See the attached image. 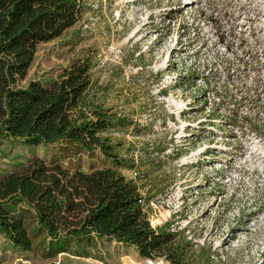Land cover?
Returning <instances> with one entry per match:
<instances>
[{
    "label": "rangeland",
    "instance_id": "rangeland-1",
    "mask_svg": "<svg viewBox=\"0 0 264 264\" xmlns=\"http://www.w3.org/2000/svg\"><path fill=\"white\" fill-rule=\"evenodd\" d=\"M85 56L91 97L132 121L103 135L129 160L121 172L151 225L172 232L191 264H264V0H86L18 85H47ZM0 144V178L34 156L71 171L115 166L99 150ZM35 227L27 252L0 232V264L145 260L97 236L42 246Z\"/></svg>",
    "mask_w": 264,
    "mask_h": 264
},
{
    "label": "trees",
    "instance_id": "trees-1",
    "mask_svg": "<svg viewBox=\"0 0 264 264\" xmlns=\"http://www.w3.org/2000/svg\"><path fill=\"white\" fill-rule=\"evenodd\" d=\"M85 1L0 0V141L59 145L75 155L99 150L115 166L71 171L32 157L0 178V232L25 252L34 250L29 225L35 224L45 236L42 246L64 248L97 236L135 247L145 259L191 264L172 232L151 225L138 185L121 172L129 160L103 135L132 121L91 97L92 58L74 60L47 85L38 80L18 85L37 46L79 22Z\"/></svg>",
    "mask_w": 264,
    "mask_h": 264
},
{
    "label": "bare ground",
    "instance_id": "bare-ground-1",
    "mask_svg": "<svg viewBox=\"0 0 264 264\" xmlns=\"http://www.w3.org/2000/svg\"><path fill=\"white\" fill-rule=\"evenodd\" d=\"M90 260V259H89ZM96 264H103V263H100V262H96ZM124 264H150V262L149 261H146V260H144V261H138V262H125Z\"/></svg>",
    "mask_w": 264,
    "mask_h": 264
},
{
    "label": "built area",
    "instance_id": "built-area-1",
    "mask_svg": "<svg viewBox=\"0 0 264 264\" xmlns=\"http://www.w3.org/2000/svg\"><path fill=\"white\" fill-rule=\"evenodd\" d=\"M136 175V173L134 174ZM146 261H149L150 264H164L163 259H156V260H151V259H145ZM166 264V263H165Z\"/></svg>",
    "mask_w": 264,
    "mask_h": 264
}]
</instances>
